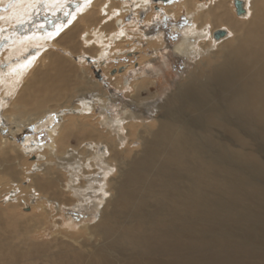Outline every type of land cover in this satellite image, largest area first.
<instances>
[{
  "label": "bare ground",
  "instance_id": "1",
  "mask_svg": "<svg viewBox=\"0 0 264 264\" xmlns=\"http://www.w3.org/2000/svg\"><path fill=\"white\" fill-rule=\"evenodd\" d=\"M103 1L71 0L65 11L46 0L54 13L42 16L37 0H24L0 13V49L7 51L8 65H0V81L10 88L0 94V108L8 115H3V122L11 124H0V193L19 173L10 153L19 148L8 134L29 124L44 125V115L68 101V109H77L57 131L58 127L50 128L52 141L42 147L47 161L53 157L70 167L69 173L47 163L31 175L32 187L20 191L37 195L34 212L16 213L23 201L0 206V264H264V184L255 181L264 177L259 160L264 152V0H244L240 19L232 17L225 0H182L192 25L178 50L190 51L192 35L213 28L198 45V59L158 104L141 97L150 80L135 79L130 96L118 97L101 90L100 82L84 74V67L74 75L77 64L49 48L41 53L48 42L76 53L82 46L78 34L86 27L79 38L86 40L88 51L107 57V45L119 47L130 31L134 33L120 18L127 8ZM145 2L138 0L131 10L134 16L141 10L146 14ZM175 6L180 4L157 9L170 13ZM156 11L148 10L149 21ZM218 28L226 33L215 39L212 32ZM20 32L23 35L15 36ZM161 35L152 33L148 43H157ZM34 45L42 48L36 54L30 48ZM22 52L28 58L14 62ZM134 64L139 62L114 75L125 79L127 70L136 72ZM8 71L11 75L4 78ZM124 81H117L120 89L126 87ZM6 96H11L10 103ZM118 100L124 109L122 120L128 123L115 133L113 128L122 120H113L103 108ZM96 108L103 117L96 114L99 121L93 115ZM150 108L157 109L159 117L139 122L136 112L146 115ZM70 141L79 145L75 156L66 148ZM99 166L107 168L103 184L96 182ZM77 172L80 177L75 178ZM99 192L102 200L94 219L75 231L64 227L66 207L87 210L91 196ZM48 224L55 229L49 231ZM123 240L131 246L125 248Z\"/></svg>",
  "mask_w": 264,
  "mask_h": 264
},
{
  "label": "rangeland",
  "instance_id": "2",
  "mask_svg": "<svg viewBox=\"0 0 264 264\" xmlns=\"http://www.w3.org/2000/svg\"><path fill=\"white\" fill-rule=\"evenodd\" d=\"M23 1L24 0H5V1L1 2L0 3V13L2 12L1 14H3V13L8 12L13 5H15L17 3H23ZM37 1L39 2V4H41L40 9H42L43 11H41L40 14H42V16H44L47 13H50V14L54 13V11L53 12L49 11V9H50V6H49L50 3L49 2L46 5V0H37ZM54 1H55L54 5L56 6V10H58L59 8L62 10H65L66 6H69L71 0H64L65 2L66 1L67 2L66 3L63 2L62 6L60 5V2L63 0H54ZM109 1H111L112 3H118L117 6L122 5V7L127 8V11H123L124 12L122 15L123 17L121 16L120 18L124 22V25L129 30L134 31V33L137 32L136 34H134L131 31L128 33V30L126 29V32L128 33V38L125 39L124 41H122V43H119V45L121 47L119 45L118 46L120 48L116 46L117 44L116 45L114 44L115 46H111V47L109 45H107V47L103 50V51L107 52V57H102V55H101V57H99L97 55V53L94 54L93 52L88 51L86 48V46L88 45V43H86V40L85 39L82 40L79 38V36L81 34H83V32H85V30L87 28L86 27L84 30H81L78 34V41L80 42V45H82V46L79 47L80 50L77 51L76 53H73V52H71L65 48H62L61 46H53L50 44V42L47 43L46 48L41 53L46 54L48 52V50L55 51L62 58H66V59L70 60L72 65L77 64V66L79 67V72L77 71L76 74H74V75L80 74L81 68L84 67V74L88 73V75L91 76L94 80L100 82L101 90H105L107 93H110V94H116V95L118 94V95H121L125 98L130 96V94H129L130 90H131L130 84L136 83V81L137 80L139 81V79H140V81H143L144 79L150 80L152 82H150V84L145 87V89L141 93V97H145V100L146 99H147V101L151 100L155 104H158L159 102L160 103L163 102V98H162V96L164 97L163 94L174 89L176 81L178 79H181L180 74L183 75L188 69H190L193 62L198 59V56L200 54L198 45L203 40L208 39L207 38L208 33H206V32H208V29H211L213 27L208 26L205 29V32L203 31L201 34H198V33L193 34L192 33L193 35L191 37V39H192L191 44H193V45H190V47H192V48H190V51H188V50L182 51L180 49L178 50V48L181 45L182 40L184 38L183 37L184 31L187 30V27H190L192 25V18L187 13L186 8L183 6L182 0H169L167 2H156V3H152V2H150V0H148V2H145V3H147L146 7H149V9L147 8V12H148V10L156 11L153 8L154 5L161 7L164 5L165 6L172 5V4L176 5V3H178V5L180 4V6H175L174 12H170V13H167V11L159 8L156 11V15L154 17L150 18V21L148 19L149 15H147V12L141 18L139 16V12L135 16H134L133 11L131 12V10H133V7H135V5L137 4L138 0H109ZM204 1L209 3V0H204ZM104 2H105V0L103 1V3ZM224 4L227 7L229 13H231L232 17H234L236 19H240V18H238L240 16H237L235 14L232 0H225ZM76 6L78 7V5H76ZM63 7H64V9H63ZM37 9L38 8H36L34 11H37ZM95 10H97V9H94L93 11H95ZM115 12L118 13L117 11H115ZM116 13H114L111 16V19L116 16ZM101 16H103V14H101ZM146 19H148V20H146ZM50 20H52V19H50ZM43 22H46V21H43ZM40 23H42V21ZM71 23H72V21L67 22L65 27L70 26ZM94 23H92V25H94ZM98 23L101 26V24H103L102 19ZM116 23H117V21H116ZM78 24H81V21H78ZM132 24H135L136 26L134 27V26H132ZM25 28H27V27H25ZM223 28H226V27H223ZM164 29H166V30H164ZM151 32L153 33V35H155L156 33L161 34V32H162L161 36H163V37L159 38L160 41L157 40V43H155V44L148 43V39L152 37V36H150L152 34ZM205 34H207V35H205ZM21 35H23V34H21V32H20L18 34L16 33L15 36H21ZM203 35H204V37H203ZM104 40H106V39L104 38ZM129 41H131L132 43ZM137 42H139V43H137ZM213 43H216V42H213ZM131 44H132V46H131ZM138 44H139V46H136ZM158 44H159V46H158ZM128 45H129V47H128ZM2 46H3V44H2ZM26 47H27V45H26ZM112 47L114 50L112 49V52H110V49ZM194 47H195V49H194ZM7 48L8 47H5V49H7ZM23 48H24V46L21 45L20 49L22 50ZM30 48H31V50H33L35 52V54L42 49L40 45L39 46L34 45ZM135 48H139V49H135ZM196 51H197V53H196ZM185 52H187V53H185ZM6 54H7V51L2 52V49H0V65L5 64L6 69H8L7 60L4 59ZM148 54H149V57H148ZM18 57H20V60H25L28 58V57L24 58L25 55H24V52H22L21 54L19 53L14 57V59H15L14 62L16 61V58H18ZM151 57H153V58H151ZM103 58L105 60H103ZM149 61L150 62L153 61V63H150V65L148 66L147 64ZM129 62H131V63H129ZM132 62H134V63L136 62V64H137V62H139V64H137V65L134 64V67L137 70H136V72L131 73L132 70L129 69V70H127V73H124V75L126 76L125 79H127L128 83L125 84L126 87H124V89L123 88L120 89V86L117 85V81H119V80H120V82L124 81L125 80L124 77L122 79H119V77L117 78V76H119V75H114L116 72L110 73V70L113 68L117 69L118 67L124 68L126 66L128 68L131 66ZM141 65H142V67H141ZM153 67H154V69H153ZM1 68L2 67H0V69ZM139 69H140V71H138ZM122 71H125V70L123 69ZM137 72H138V74H137ZM28 74L29 73H27V75ZM7 75H11V72L10 71L5 72L4 78ZM89 76L87 78H89ZM0 78H2V77H0ZM23 78L25 79L26 76H24ZM110 78H111V80H110ZM149 78H151L153 80H151ZM135 79H137V80H135ZM5 81H7V80H5ZM5 83L6 82L0 81V94H2V95L5 94V91L8 92L10 90V88L6 89L4 87ZM115 85H117V86H115ZM15 87H16V85H15ZM122 92H123V94H122ZM149 94H153L152 95L153 97L150 96L151 99L147 98V97H149ZM11 99H12L11 96H6L7 103L8 102L10 103ZM71 104L72 103H70V101L67 102V106L71 107ZM67 106L59 107V108L55 109L53 112L50 111V112L46 113L42 119L43 120L47 119V121H45V123H47V126L45 123H44V125H42L43 123L41 125H39L38 123H37L38 125L29 124V126L27 125L24 128L22 127L23 129L21 128V131L18 133H15L13 135L8 134V137L12 138L11 143L17 144V146L19 148L17 151H15V150L10 151L12 156L15 155L13 157V159L16 161V164H17L16 166L18 167L17 170L19 173L15 176V178H18V179L14 180V181L12 180L13 181L12 184L10 186H7L8 190L4 189L0 193V206L1 207H4L6 204H8L10 202L23 201V202H21L20 206H18L15 209L16 213H19V212L29 213V212L36 211L37 209H36L35 205L37 204V202H36L37 201V195L34 194L33 191H31V192L25 193L26 195L23 194L25 196L24 197L20 191L21 188L32 187L31 186L32 181L30 179L31 175L40 173L43 170L44 165L47 163L52 164L51 166L59 169V171L61 170L62 173L64 171H66L63 173L64 175L66 173L67 174L69 173L68 170L69 171L71 170L70 167H68V166L60 165L59 163H56L55 160L52 159L53 157L51 158V161H47L46 158L44 157L45 156L44 153H45V151H47V149L46 150L42 149L43 145L48 143V141H52V137H51V135H49L50 131H51L50 128L55 127V129H56L58 127L56 129V131H57L59 129L60 124H62V122L63 123L66 122V120L69 118L68 116L76 115V114H74L75 112H77V109H75L76 107L68 109ZM120 106H121V101L118 100L116 102L109 103L108 106L106 108H103V109L107 110L106 115H108L109 117H112L113 120H116L118 118L122 120L124 118H123V113L121 114V112L124 109L120 108ZM100 107L101 106H98L99 109H100ZM109 107L111 108V110ZM116 108H118L119 111H117ZM2 109H3V106L0 108V117H2V119L0 120V124L2 123V124L11 125L10 123H6V122L4 123L3 122L4 121L3 115L4 114L6 116H8V115L6 113H3L4 111ZM95 110H94L93 115L96 116V114H97L98 117H100V111H98L97 108ZM64 111H66L67 113L66 112L64 113ZM136 111H137V109H135V112ZM148 111L149 112L146 115L142 111H140L139 114H137L138 112H136L137 117L139 116L138 117L139 122H142V121L150 122L151 119H153L157 116L159 117L157 112H155V111H157V109L154 110L153 108H150ZM52 114H54V115H52ZM61 115L63 116V118ZM140 116H141V118H140ZM98 117L96 116L94 118L95 119L97 118L96 120H98V121H99V119H103V117H100L99 119H98ZM137 117H135V120H137ZM5 120H7V119H5ZM122 121H121V125L118 126L119 128L114 127L112 131H114L115 133L121 132L120 127H123L125 125V123L126 124L128 123L127 119L122 120ZM103 129H105V128H103ZM7 133H8L7 130H5L3 132L4 135H7ZM122 133H124V131H122ZM120 139L123 140L122 138H120ZM85 144H87V142H84L82 145L84 146ZM132 144L137 145L135 139L133 140ZM78 146L79 145L75 146L74 141H70V144H68L66 146V148L68 149V147H69V151L72 152L71 155H74V153H79V147ZM77 148H78V150H76ZM20 149H27V152L20 150ZM32 149H34V150H32ZM19 150H20V153L18 154ZM102 150H105V147H103ZM74 151H76V152H74ZM22 152L23 153L25 152V153L23 154ZM12 153H14V154H12ZM42 154H44V156ZM18 155H20V156L18 157ZM76 157L81 158V156H76ZM259 160H260L261 164H263V166H264V152L259 153ZM60 166H61V168H60ZM100 168H101V166H99L97 168L98 172L100 173L98 176V179L96 180L97 184L98 183L103 184V182H105L107 180V177H105L103 175L104 172L107 173V168H104V167H102L104 169H102V168L100 169ZM33 171H35V172H33ZM78 173H80V172H77V175L74 176L75 178H77L78 175L80 177V174H78ZM29 181H31V182H29ZM255 181L260 183V184H264V177L255 178ZM28 183L30 184V186ZM12 188H14V189H12ZM12 191L14 193L10 195V192H12ZM28 194H30V195H28ZM101 196H102V193H100V192L93 194L91 196V202H88V209L87 210H85L83 207L74 208L71 206L70 207L67 206L65 211L63 212L64 227L66 226L70 230L75 231V230H77V227L82 225L84 222H88V221L93 220L94 217L96 216L97 212H98L99 207H100V203L102 200ZM94 202L96 203V207H98L97 209L94 206ZM47 229L49 231H52L53 229H55V226L52 224H48ZM123 241L125 242L124 243L125 248H129L131 246L127 241H125V240H123ZM119 245L121 246L122 243H119ZM117 248L119 249V247H117Z\"/></svg>",
  "mask_w": 264,
  "mask_h": 264
},
{
  "label": "water",
  "instance_id": "3",
  "mask_svg": "<svg viewBox=\"0 0 264 264\" xmlns=\"http://www.w3.org/2000/svg\"><path fill=\"white\" fill-rule=\"evenodd\" d=\"M167 0H150V2L152 3H156V2H166ZM233 6H234V11L235 13L239 16V15H243L245 13V7H244V0H232ZM153 8L155 10H158V6L154 5ZM144 10H141V12H139L140 18L143 16ZM226 33V30L223 28H218L215 29L212 32V36L215 39H218L222 36H224ZM122 70V67H118L117 69L113 68L110 70V73H114L116 71L120 72Z\"/></svg>",
  "mask_w": 264,
  "mask_h": 264
},
{
  "label": "flooded vegetation",
  "instance_id": "4",
  "mask_svg": "<svg viewBox=\"0 0 264 264\" xmlns=\"http://www.w3.org/2000/svg\"><path fill=\"white\" fill-rule=\"evenodd\" d=\"M164 30H166V29H164Z\"/></svg>",
  "mask_w": 264,
  "mask_h": 264
}]
</instances>
